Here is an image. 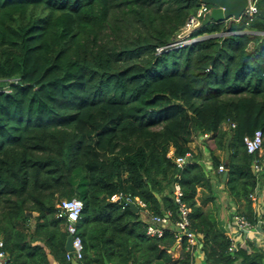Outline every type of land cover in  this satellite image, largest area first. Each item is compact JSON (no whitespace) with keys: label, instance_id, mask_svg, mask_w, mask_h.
Returning <instances> with one entry per match:
<instances>
[{"label":"trees","instance_id":"obj_1","mask_svg":"<svg viewBox=\"0 0 264 264\" xmlns=\"http://www.w3.org/2000/svg\"><path fill=\"white\" fill-rule=\"evenodd\" d=\"M257 6L240 21L208 14L196 41L168 48L200 0H0V240L9 264H197L186 238L173 263L175 184L202 264H264V249L248 241L234 250L220 214L198 203L199 188L214 201L219 182L232 222L264 220L251 198L264 186V153L244 142L264 136V0ZM207 150L224 172L208 173ZM188 153L179 168L175 158ZM118 194L147 207L124 209ZM73 198L83 202L79 261L67 260L58 218L60 201ZM168 212L164 236L149 237L145 213Z\"/></svg>","mask_w":264,"mask_h":264},{"label":"built area","instance_id":"obj_2","mask_svg":"<svg viewBox=\"0 0 264 264\" xmlns=\"http://www.w3.org/2000/svg\"><path fill=\"white\" fill-rule=\"evenodd\" d=\"M259 0H250V5L246 10L243 16H253L258 13V3ZM211 9L208 6L202 5V9L198 12L197 15H193L189 18L188 22L186 23L185 27L181 30V34H186L183 39H181L180 33L177 36V41L172 45L168 46V48H174L183 46L189 43L196 41V39H191L192 32L201 26L202 19L205 18L208 14H210ZM239 34V33H235ZM264 34V33H263ZM179 39V40H178ZM163 50V49H161ZM245 145L249 154H256L263 152V144H264V136L262 131L258 130L252 137H246ZM172 156V153L169 157ZM191 157V154L188 153L186 157H177L175 158V163L179 168H183L184 164L188 158ZM262 166L259 165L257 162L255 164V171L260 172ZM220 172H224L225 167H220ZM257 193V192H256ZM255 194L251 195L252 200L257 203L258 196ZM174 194H175V201L178 204L179 208V220L175 222L171 226V228L175 232V237L177 238V246L176 248H182L183 238H186L189 247L188 250H192L196 248L194 253L196 255H200V236H198L194 231L191 229V221H190V208L183 202V192L182 188L179 184L174 185ZM113 201L122 203L123 208L125 209L127 206L135 205L137 207H141L146 209V204L140 200L139 198H133L131 196H125L123 194H118L113 197ZM58 218L66 220V229L69 235L73 236V243L72 251H67V260L68 261H79L83 258L84 253V242L82 237L79 235L78 232V223L82 216L83 211V202L78 198L73 199H64L61 200L58 204ZM170 217L171 213L168 212L164 217L154 216L147 218V235L149 237H158L161 238L164 236L166 229L169 227L170 224ZM233 227L236 231L243 237L244 244H237L236 241L232 238L234 244V250H236L239 246H245L250 238L260 236L264 240V220H259L257 224H253L248 221L244 216L236 215L234 216L233 220ZM259 227L261 231H259ZM264 249V248H263ZM0 264H9V257L4 249V243L0 240Z\"/></svg>","mask_w":264,"mask_h":264},{"label":"crops","instance_id":"obj_3","mask_svg":"<svg viewBox=\"0 0 264 264\" xmlns=\"http://www.w3.org/2000/svg\"><path fill=\"white\" fill-rule=\"evenodd\" d=\"M202 139V138H201ZM199 144L193 143L192 144V149L194 151H197V147ZM263 153V152H262ZM217 154H222L224 157V154L222 152H218ZM210 152L207 150L206 152V167L207 171L211 175H215L217 173L220 174V170L215 171L213 169V165L211 162V157H210ZM208 194L206 189H203V187L199 188V193H198V203L202 205L205 209H212L215 211L217 215L220 214L221 218L224 220V229L226 230L228 236L236 241L237 244L240 243L244 244V239L243 237L238 233V231L235 230L233 227V222L230 219V216L232 213L235 212V205L233 200L227 195L224 185L221 183H215L214 187V193H215V200L214 201H207L206 203L203 202V199L205 198V194ZM256 195L258 196V202L256 203L257 205V210L260 211L261 213L264 211V186H260L259 189L257 190ZM261 227H259V231ZM261 234V233H260ZM258 234L257 236L255 235L254 237L250 238L251 242H253L256 246L260 248H264V240L263 238ZM203 259L201 255L198 256L197 259V264H202Z\"/></svg>","mask_w":264,"mask_h":264},{"label":"water","instance_id":"obj_4","mask_svg":"<svg viewBox=\"0 0 264 264\" xmlns=\"http://www.w3.org/2000/svg\"><path fill=\"white\" fill-rule=\"evenodd\" d=\"M200 3L205 6H211L210 17L214 23H223L228 21H240L250 5V0H200ZM190 159H187L188 163ZM228 173L223 175V180L226 181ZM174 190V186H173ZM130 207L139 211L135 205ZM73 236L69 235L66 242V251H72ZM105 264H109L105 260Z\"/></svg>","mask_w":264,"mask_h":264},{"label":"rangeland","instance_id":"obj_5","mask_svg":"<svg viewBox=\"0 0 264 264\" xmlns=\"http://www.w3.org/2000/svg\"><path fill=\"white\" fill-rule=\"evenodd\" d=\"M185 35L186 34H181L180 33L181 39H183L185 37ZM195 143L197 144L198 142H195ZM263 153H264V150H263ZM144 218L147 219V214L146 213L144 215ZM233 248H234V246H233ZM196 256H199V254L196 255ZM180 258H181V248H176L175 253L173 255V263H176Z\"/></svg>","mask_w":264,"mask_h":264}]
</instances>
